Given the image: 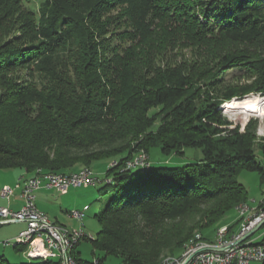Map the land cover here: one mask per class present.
Returning a JSON list of instances; mask_svg holds the SVG:
<instances>
[{"label": "trees", "instance_id": "1", "mask_svg": "<svg viewBox=\"0 0 264 264\" xmlns=\"http://www.w3.org/2000/svg\"><path fill=\"white\" fill-rule=\"evenodd\" d=\"M189 47L197 61L174 59ZM239 72L252 82L218 94L215 79ZM251 91L264 95V0H0V171L66 175L113 163L103 188L114 195L91 239L97 264H159L197 234L212 241L248 201L237 176L259 172L264 183L257 123L222 127L220 107ZM153 148H198L202 158L123 171ZM79 243L74 257L95 264L75 254Z\"/></svg>", "mask_w": 264, "mask_h": 264}, {"label": "rangeland", "instance_id": "2", "mask_svg": "<svg viewBox=\"0 0 264 264\" xmlns=\"http://www.w3.org/2000/svg\"><path fill=\"white\" fill-rule=\"evenodd\" d=\"M183 49V50H182ZM181 53L177 52L178 58L174 55L176 61L184 60L186 58L192 59V61H197L195 56L198 48H182ZM201 51V49H200ZM172 57V58H173ZM174 61V60H173ZM19 78H24L25 73L18 72L16 74ZM252 81L248 77H243L242 73H233V74H223L217 77L214 83H218L216 90L219 94L221 91H224L228 86L236 87V90L242 91V87L250 84ZM220 91V92H219ZM214 94V97H221L218 94ZM222 93V92H221ZM264 98V95L251 91L246 95L240 97L236 96L231 100H225L222 102L220 107L222 115L225 120L229 121L228 125L222 126L228 129H233L240 127V131L244 132L247 124L253 120L256 124V150L258 155V160L264 165V153L260 151V146L264 145V107L262 108L261 113H254L251 111H227L228 104L235 99H257ZM226 107V108H225ZM158 110H152L150 114L156 113ZM159 125V122L156 123V127ZM184 154L176 155L172 154L169 156L163 155L158 148H153L150 153L144 152L147 155L149 167H178L185 164L196 162L202 158V151L198 148H186ZM133 160V159H132ZM130 161V160H129ZM114 164L110 163L109 160H102L96 162L88 170L93 172V175L96 178L97 184L84 187L71 188L67 194H61L55 190L50 191H41L39 194H36L37 199L36 203L39 209L45 213L51 222L57 226L67 228L69 230L82 229L84 231V238L80 241L79 246L76 249V255L83 261L86 262H97V258L102 256V253L94 248L91 239H95L98 235V232L101 230V225L98 222V216L105 209L108 201L114 195V187L109 186L103 188V186L112 181V177L108 178L106 172L110 170ZM148 168V167H147ZM86 169L81 167L79 171ZM128 170L126 167L123 171ZM77 172V171H76ZM13 171H0V183L6 182L10 183L17 180V174H13ZM237 180L241 182L246 189L248 190V201L246 202L251 208L253 206H258L264 200V183L261 182V175L259 172H249L242 171L238 176ZM243 204V203H242ZM241 205V204H240ZM240 205H237L236 208ZM90 207V209L85 213L83 221H78L71 216L73 211H83L85 207ZM236 208L229 212L221 221L220 225L230 226L233 228V231L241 230L243 225L242 219L238 216ZM264 209H261V211ZM239 217V218H238ZM241 219L242 222L237 223ZM221 226V227H222ZM18 229V224H7L0 226V258L4 257L11 264H35L41 262L40 259H28L25 254L29 250L28 245L19 244L18 248L11 246H4V242L8 240L14 241L16 237L13 234ZM219 229V228H218ZM217 229V230H218ZM264 228L261 229L254 237L256 242L260 243L263 240V236H259L263 232ZM196 233H200L197 229L192 231L190 238ZM216 233V232H215ZM215 236V235H214ZM185 245V244H184ZM183 245V247H184ZM75 247L71 251V254L74 256ZM183 251V248H182ZM181 251V252H182ZM178 253L177 256H180ZM171 254H166L162 256L163 262L167 257H172ZM175 256V255H174ZM45 260V259H44ZM52 261H58L56 258H49ZM120 259L114 256L107 257L102 264H119ZM251 264H264V262H252Z\"/></svg>", "mask_w": 264, "mask_h": 264}, {"label": "built area", "instance_id": "3", "mask_svg": "<svg viewBox=\"0 0 264 264\" xmlns=\"http://www.w3.org/2000/svg\"><path fill=\"white\" fill-rule=\"evenodd\" d=\"M149 167L148 159L142 154V161L128 162L127 169ZM97 181L93 172L84 175L73 176H59L56 173H39L29 177L24 182H18L15 186H4L0 191V197L10 200L20 190V196L24 199V204L19 210H12L9 207L0 206V225H7L10 223H25L26 228L16 236L15 240H8L4 244L6 246L13 245L18 248L21 244V238L27 236L30 232H44L45 240L29 245V252L25 254L28 259H42L48 256H56L57 259H64V244H67V238H74L75 248L78 243L84 238L85 234L82 229L69 230L64 228V232H57V225H51L47 215L40 211L35 203L36 191L45 187L54 189L61 194H67L71 188L84 187L96 185ZM264 203V200L263 202ZM261 204V203H260ZM255 207L254 216H246V228L234 235L232 242L224 243H207L206 246L196 248V250H204V257L202 258H187L176 260L171 264H228V257H235V264H251L252 262H264V230L259 236H263V243H256V238L246 240L238 245L230 247L241 236L253 229L263 218L264 213H261V208ZM89 207H85L83 211H73L79 221H83L85 213ZM257 230V234L261 229ZM230 230V229H228ZM225 230H220L224 233ZM52 235L61 236V244H54L52 242ZM222 249L223 251H213L209 248ZM68 264H84L76 259L75 263ZM97 264V262H95Z\"/></svg>", "mask_w": 264, "mask_h": 264}, {"label": "bare ground", "instance_id": "4", "mask_svg": "<svg viewBox=\"0 0 264 264\" xmlns=\"http://www.w3.org/2000/svg\"><path fill=\"white\" fill-rule=\"evenodd\" d=\"M226 107H227V111H251L254 113H261L262 108L264 107V98L259 97L257 99H253V100L236 99V100L231 101L228 104V106H226ZM143 156L146 157V159H148L147 155L145 153L143 154ZM137 161H142V153L137 155L133 160H130V162H137ZM89 172H91V170L83 169L81 171L73 172V173L66 174V175H62V174H57V175H59V176L84 175V174H88ZM236 212H237L238 216L243 221L242 228L239 231V233H240L241 231H243L246 228V216H254L255 208H251L247 203H245V204L238 206L236 208ZM261 213H264V210H262ZM71 216L74 219L79 221V219L76 218V216H74V214H71ZM51 225H56V224L51 222ZM0 226H2V225H0ZM228 226L219 227V229L216 231L215 236H214L212 241H214L215 243L232 242L234 239V235H239V233H235V234L231 235L230 230H228L229 229ZM220 230H225V231H224V233H221ZM57 232H64V227L57 226ZM255 233L246 240H251V238L255 236ZM43 240H45V233L44 232H30L29 234H27V236L21 238V244L28 245V247H29V245H33L34 243L40 242ZM212 241H209V240L207 241L206 239L204 240L203 235L197 234L195 237L191 238L184 245L183 251L180 254V256L167 257L160 264H171L176 260L187 259V258H191V257L202 258V257H204V250H196V248L206 246L207 243H211ZM245 241H243V242H245ZM52 242H54V244H61V236L60 235H52ZM260 243H263V240ZM4 246H6V245L4 244ZM74 247H75L74 238H67V244H64L65 260L64 259H57L56 256H48L47 258H42V259H45V261H46V260H49V258H56L58 260L59 264L75 263L76 258L71 254V251L73 250ZM27 252H29V250ZM228 264H235V257H228Z\"/></svg>", "mask_w": 264, "mask_h": 264}, {"label": "crops", "instance_id": "5", "mask_svg": "<svg viewBox=\"0 0 264 264\" xmlns=\"http://www.w3.org/2000/svg\"><path fill=\"white\" fill-rule=\"evenodd\" d=\"M14 173L13 174H17L18 178L17 180L15 181V183L13 182H1L0 183V191L1 189L6 186V185H9V186H15L18 182H24L26 181L29 177H31L30 175H27L25 173H22V172H15L13 171ZM50 190H54V189H48V188H41L39 189L38 191H36V194H39V192L41 191H50ZM56 191V190H55ZM20 190H17L15 195L10 199V200H7V199H4V198H1L0 197V206H3V207H9L10 209L12 210H19L22 205L24 204V199L20 196ZM57 192V191H56ZM59 193V192H58ZM38 196H36V199H37ZM36 199H35V203H36ZM36 206L37 208L39 209L37 203H36ZM89 207V206H88ZM90 209V207H89ZM40 210V209H39ZM41 211V210H40ZM10 224H18V229L16 230V232L13 234L14 237L18 236L19 233L21 231H23L25 228H26V225L25 223H10ZM241 229V228H240ZM240 231V230H239ZM239 231H237L236 233H239ZM235 234V233H234Z\"/></svg>", "mask_w": 264, "mask_h": 264}, {"label": "water", "instance_id": "6", "mask_svg": "<svg viewBox=\"0 0 264 264\" xmlns=\"http://www.w3.org/2000/svg\"><path fill=\"white\" fill-rule=\"evenodd\" d=\"M262 226H264V218L253 229H251L249 232H247L246 234H244L243 236H241L238 240H236L233 244H231L230 247H233L235 245H238V244L242 243L243 241H245L246 239H248L249 237H251ZM209 250H213V251H223L222 249H217V248H213V247L212 248H209Z\"/></svg>", "mask_w": 264, "mask_h": 264}]
</instances>
